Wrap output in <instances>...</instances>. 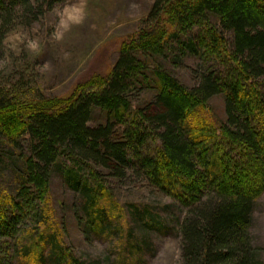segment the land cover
<instances>
[{"label": "trees", "instance_id": "16d2710c", "mask_svg": "<svg viewBox=\"0 0 264 264\" xmlns=\"http://www.w3.org/2000/svg\"><path fill=\"white\" fill-rule=\"evenodd\" d=\"M47 3L0 0V45L17 15L30 24ZM187 55L198 62L182 65L193 86L168 70ZM148 89L153 98L135 105L134 92ZM16 92L0 86V160L14 162L20 180L12 194L0 191V239L15 244L10 262L77 264L51 223L47 200L57 170L81 196L89 232L114 226L107 171L176 204L182 264H262L251 227L264 194V0H155L108 76L67 98ZM221 94L226 120L218 125L207 104ZM95 109L106 113L103 124L90 123ZM132 208L143 235L127 245L132 262L115 264H138L150 228L171 223L147 205ZM31 221L36 232L28 231Z\"/></svg>", "mask_w": 264, "mask_h": 264}, {"label": "rangeland", "instance_id": "374dc122", "mask_svg": "<svg viewBox=\"0 0 264 264\" xmlns=\"http://www.w3.org/2000/svg\"><path fill=\"white\" fill-rule=\"evenodd\" d=\"M52 1V6L48 9V3ZM154 1L85 0L87 8L84 21L72 25L64 32L62 39L54 36L59 24V11L79 3L80 0H47L48 10L39 14L36 19H31L30 24H26L23 18H17V15L14 22L7 26L9 30L0 45V86L10 87L21 97L44 95L67 98L80 84L91 78L108 76L119 57L123 42L145 25ZM13 35L20 36L21 39H9ZM229 36L227 33V38ZM29 40L39 42V55L27 46ZM184 64L196 67L198 62L195 57L187 55L181 63L173 66L169 64L168 70L185 84L193 86L195 79L182 66ZM134 93L135 105L143 107L153 98L155 90ZM207 109L214 123L221 125L225 122L222 94L213 97L207 104ZM106 120V113L95 109L90 123L99 125ZM156 145L151 143L149 147L156 151ZM106 174L108 172L103 171L102 178L110 181L107 187L114 203V226L106 232L98 227L89 232L81 210V196L69 188L59 172L54 170L47 201L51 209V223L58 228V237L67 255L73 257L77 264H115L123 260L132 262L131 258L135 256L127 245L134 246L136 238L140 239L143 235L132 218V204L139 208L147 205L154 215H160L159 218L168 219L171 223L168 222L169 226L162 229L156 224L150 228L146 234L150 246L138 258V264H182L181 240L176 228L177 218L174 219L179 211L176 204L145 182H135L132 179L120 182ZM19 181L15 163L3 157L0 160L1 193L12 194ZM117 212L122 215L123 222L117 220ZM171 215H174L173 218ZM121 223H124V227ZM34 224L35 221H31L29 232H36ZM251 229L257 255L264 264V194L256 203ZM14 247L13 240L0 239V264L13 263L9 261L12 252L9 251ZM139 248L143 249V246ZM14 261L17 264V260Z\"/></svg>", "mask_w": 264, "mask_h": 264}, {"label": "clouds", "instance_id": "9594fccd", "mask_svg": "<svg viewBox=\"0 0 264 264\" xmlns=\"http://www.w3.org/2000/svg\"><path fill=\"white\" fill-rule=\"evenodd\" d=\"M86 3L85 0H80L79 3L72 4L63 8L62 11H59V24L54 32V36L57 39H62L64 32L69 30L70 27L74 24H81L86 17ZM11 40H20L21 37L13 35L9 37ZM33 52L39 55L41 46L36 40H29L27 45ZM47 67V65H45Z\"/></svg>", "mask_w": 264, "mask_h": 264}]
</instances>
